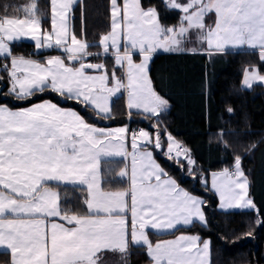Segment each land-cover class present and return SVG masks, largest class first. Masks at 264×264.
<instances>
[{
  "label": "snow or ice",
  "instance_id": "obj_1",
  "mask_svg": "<svg viewBox=\"0 0 264 264\" xmlns=\"http://www.w3.org/2000/svg\"><path fill=\"white\" fill-rule=\"evenodd\" d=\"M77 3L50 0V30L42 28L35 2L22 8L24 18L0 17V58L10 61L0 64L8 76L0 95L22 102L50 90L65 102L110 119L111 98L126 88L129 116L135 109L152 118L169 107L148 75L149 62L160 49L200 51L211 57L247 47L258 50L264 63V0H162L167 11L179 13L176 26L161 24L159 11L143 7L141 0H110L111 30L99 38L98 46L100 54L114 57L127 77L125 84L113 71L110 86L104 65L87 62L89 56L100 54L90 53L83 34L78 37L72 29ZM210 14L215 16L212 25L205 22ZM192 32L204 47H184ZM24 37L34 41L36 49H59L65 57L41 63L14 55L11 44ZM137 53L140 63L133 59ZM88 70L100 74L90 75ZM255 83L264 84V74L256 67L246 69L242 88L250 90ZM165 135L166 149L159 131L96 127L77 111L51 101L18 110L0 105V248L10 250V264H104L108 253L119 254L127 264L130 243L145 246L153 264H211L210 239L190 234L153 244L146 231L209 227L207 201L181 188L153 156L160 150L168 160L187 164L192 175L196 162L190 150L170 133ZM102 156L131 157V170L125 167L118 173L128 177V190L101 188ZM47 181L85 185L88 214L62 209L60 194ZM200 182L208 187L203 175ZM210 188L219 195L220 209L250 211L253 223L264 225V206L258 207L249 195L239 155L232 170L211 174ZM244 235L251 236V230Z\"/></svg>",
  "mask_w": 264,
  "mask_h": 264
},
{
  "label": "trees",
  "instance_id": "obj_2",
  "mask_svg": "<svg viewBox=\"0 0 264 264\" xmlns=\"http://www.w3.org/2000/svg\"><path fill=\"white\" fill-rule=\"evenodd\" d=\"M36 3L37 15L43 28L50 23V0H0V17H25L22 8ZM143 7H155L160 13L161 24L176 26L179 13L166 10L161 0H141ZM110 0H80L75 6L71 26L77 36L87 40L88 51L100 54L99 38L109 30ZM12 52L22 57H47L55 55L53 50L34 53L33 44L27 42L11 45ZM100 60V57H97ZM103 62L109 70L115 69L111 58ZM4 59H0V64ZM257 67L264 74V63L257 52H226L208 57L200 53H161L153 57L149 77L153 88L169 101V109L157 118H145L141 113L126 110L123 96L111 105V118L102 119L93 111L61 100L50 93L28 101L17 102L9 96L0 95V104L10 107H25L44 99L74 108L93 123L108 122L109 126L130 125L154 134L159 131L165 149V133H170L184 148L190 150L195 166L189 175L187 164H177L166 155L155 152L162 168L188 192L207 201L205 210L208 228L195 225L177 232L197 233L211 240V264H264V225L253 223L250 211L222 212L217 209L213 193L200 186L201 175L234 165V157L242 159V168L249 173L250 196L258 207L264 206V88L254 85L250 90L241 88L246 68ZM0 93L8 83V76L0 67ZM231 108L233 111L228 112ZM155 126V127H153ZM255 145L250 149V146ZM124 161L102 160L99 165L101 188L106 191H122L127 188L125 178L118 173ZM60 194V205L79 215H87L84 206L85 189L82 187L48 184ZM207 190V191H204ZM251 230L252 235H244ZM143 247L131 246L127 264H148ZM0 264H10L8 253H0Z\"/></svg>",
  "mask_w": 264,
  "mask_h": 264
},
{
  "label": "rangeland",
  "instance_id": "obj_3",
  "mask_svg": "<svg viewBox=\"0 0 264 264\" xmlns=\"http://www.w3.org/2000/svg\"><path fill=\"white\" fill-rule=\"evenodd\" d=\"M78 1H80V0H78ZM162 1V0H161ZM149 7H151V6H149ZM145 8H148V7H145ZM210 16V15H209ZM24 18V17H23ZM207 20H208V22L210 21V17H206V19H205V22L207 23ZM110 25H111V19H110V22H109V30H108V32H110V30H111V28H110ZM43 28V27H42ZM50 28H51V15H50V23H49V27L48 28H43V29H48V30H50ZM107 32V33H108ZM106 33V34H107ZM197 42L196 41V34H195V32H192V33H190V43L191 42ZM20 42H27V43H30V44H33V46H34V50H35V53H40V52H43V51H49V50H53V51H55L57 54H64L61 50H59V49H36L35 48V44H34V41H32L31 39H29V38H27V37H24V38H21L20 40H17V41H15V42H13L12 44H14V43H20ZM189 42H186L185 43V45H184V47L185 46H189V44H188ZM11 44V45H12ZM100 49H101V47H100ZM122 49H123V43H122ZM230 49V48H229ZM111 51V50H110ZM59 52V53H58ZM101 52H102V49H101ZM161 52H165L164 50H162V49H160V50H158L157 52H155V54H153V56L154 55H156V53L157 54H159V53H161ZM153 56H152V59H153ZM62 58H64L65 57V55H62L61 56ZM97 57H100V60H99V58H97ZM105 56H100V55H97V56H94V57H90L89 58V61H91V59L94 61V62H99V64H103L104 65V67H105V69L107 70V72L109 73V77H110V86H111V73L113 72V71H115L116 72V75H117V77L121 80V81H123L125 84H127V77H126V70L124 69V68H121V67H119V66H117L116 64H115V62H114V58H113V60H112V63H113V65H114V68L115 69H113V70H109L107 67H106V64L103 62V58H104ZM109 57H111V56H109ZM45 58V57H44ZM133 59H134V62H136V63H140L141 62V60H142V57L137 53V54H134V56H133ZM152 59L150 60V62H149V65H148V75H149V68H150V63H151V61H152ZM65 63L66 64H69V63H71V62H69L68 60H66L65 59ZM120 71H119V70ZM88 74H90V75H99L100 73L99 72H96V71H91V72H88ZM150 78V77H149ZM50 93H54V92H52V91H45L44 93H37V95L36 96H34L33 98H36V97H38V96H46L47 94H50ZM54 94H56V93H54ZM119 96H123V99H124V105H125V108H126V110L127 111H129V109L126 107L127 106V101H128V92H127V89L126 88H122L119 92H117L112 98H111V105H112V102L116 99V98H118ZM60 97V96H59ZM60 99L61 100H63V98H61L60 97ZM42 101H51V102H53V103H56L59 107H62V108H65V109H72V110H75V111H77L81 116H83L81 113H80V111H78V110H76V109H74V108H66V107H63V106H61L59 103H57V102H55V101H52V100H49V99H44V100H41V101H39V102H42ZM17 102H21V101H17ZM23 102V101H22ZM39 102H36V103H39ZM110 105V106H111ZM8 106V105H7ZM8 107H10V106H8ZM28 107V106H27ZM11 108V107H10ZM24 108H26V107H24ZM18 109H22V108H18ZM18 109H14V110H18ZM131 111H136L137 112V110H135V109H133V110H131ZM164 113V112H163ZM163 113H161V114H163ZM142 114V113H141ZM93 115H95L96 117H97V115L95 114V112H93ZM142 115H144L145 116V114H142ZM84 117V119L88 122V123H90V124H93L94 126H96V127H104V128H118V127H127L128 128V125H129V122L126 124V125H117V126H109V124H108V122H100L99 121V123L98 124H96V123H93L92 121H90L88 118H86L85 116H83ZM99 117V116H98ZM142 130H144V129H142ZM145 131H147V130H145ZM149 132V131H148ZM150 133V132H149ZM165 140H166V135H165ZM128 151L129 152H131L132 150H131V147H130V142H129V146H128ZM155 152H160V150H155V151H153V156H154V158H155ZM103 159H118V160H123L124 161V168L125 167H127L128 168V170L130 171L131 170V157L129 156L128 158H124V157H104V156H102L101 158H100V162H101V160H103ZM156 159V158H155ZM156 162L159 164V162L157 161V159H156ZM188 166V165H187ZM123 168V169H124ZM232 168V167H231ZM231 168H229V170H231ZM193 169V168H192ZM221 171H223V169H221V170H218V171H213V172H210L208 175H203L204 177H206L207 179H208V187H205V185L204 184H202L201 182H200V179H199V183H200V186L201 187H203V188H205V189H207L208 191H210L211 193H213L214 194V196H215V198H216V200H217V209L219 210V211H222V212H229V211H240L241 209H227V210H222V209H220V207H219V203H220V200H219V195L214 191V190H211V188H210V185H211V174L212 173H219V172H221ZM99 177H100V175H99ZM248 177V176H247ZM123 178H125L126 180H127V182H129V184H130V181H129V179H128V177H123ZM201 178V177H200ZM248 179H249V183H250V178L248 177ZM47 184H60V185H68V186H72V185H80V184H66V183H63V182H58V181H47ZM101 185V184H100ZM81 186H83L85 189H86V191H87V188H86V186L85 185H81ZM181 187V186H180ZM182 188V187H181ZM204 189V191H207V190H205ZM53 190H55V189H53ZM125 190H127V189H125ZM56 191V190H55ZM122 191H124V190H122ZM195 195V194H194ZM249 195H250V193H249ZM196 196H198V195H196ZM200 197V196H199ZM202 198V197H201ZM203 199V198H202ZM57 219V221H60L58 218H56ZM61 223H64L63 221H60ZM65 226H67V227H70L69 225H65ZM187 228H190V227H186V226H178L176 229H173V230H169V231H164V232H158L157 230H154V229H151V228H148L146 231H147V233H148V236H149V239L153 242V244H155V243H158V242H161V241H164V240H174V239H176L177 237H179L180 235H190V234H197V233H188V232H177L176 234H174L176 231H178V230H181V229H187ZM202 238V237H201ZM202 239H209V238H202ZM131 246H134V247H143L144 249H145V252H146V254H147V249H146V247L145 246H142V245H133V244H131L130 243V245H129V250H128V258H129V253H130V249H131ZM112 257H110V258H107L106 259V262H107V264H123V261L121 260V257H120V255L119 254H113L112 253ZM147 257H148V259H149V262H148V264H153V261L151 260V258L148 256V254H147ZM128 258H127V261H128ZM210 262H211V255H210Z\"/></svg>",
  "mask_w": 264,
  "mask_h": 264
},
{
  "label": "crops",
  "instance_id": "obj_4",
  "mask_svg": "<svg viewBox=\"0 0 264 264\" xmlns=\"http://www.w3.org/2000/svg\"><path fill=\"white\" fill-rule=\"evenodd\" d=\"M210 21L208 22V20H207V24H210V25H212V24H214L215 23V16H214V14H210ZM189 43V46H185V48L186 49H191V48H202V47H204L203 45H199L197 42L195 43V42H191L190 43V40L188 41ZM241 51H252V52H257L258 53V50H256V49H250V48H247V47H243V48H235V49H233V48H230V49H227L224 53H226V52H241ZM174 51H165V52H161V53H173ZM179 52H188V53H193V52H191V51H179ZM34 53H35V50H34ZM59 53V52H58ZM102 53V52H101ZM161 53H159V54H161ZM196 53H200V54H204V53H202V52H200V51H197ZM155 54V53H154ZM62 55H65V54H55V55H51V56H47V57H40V58H37V57H24V58H26V59H32V60H35V61H38V62H41V63H46V61H47V59L48 58H50V57H54V56H62ZM156 55H157V53H156ZM205 55V54H204ZM218 55H221V54H218ZM218 55H214V56H218ZM94 56H97V55H92V56H89L88 57V61L87 62H90V63H94V64H99V62L97 63V62H94L92 59H91V61H89V58L90 57H94ZM100 56H105V57H109V56H111V55H102V54H100ZM155 56V55H154ZM153 56V57H154ZM214 56H211V57H214ZM62 58V57H61ZM109 58H111V60H113V56H111V57H109ZM0 59H3V58H0ZM8 63H10V61H8ZM114 66V65H113ZM253 67H250V68H246L247 70H251ZM257 68V67H256ZM245 69V70H246ZM119 70V69H118ZM245 70H244V72H245ZM120 71V70H119ZM88 72H91V71H88ZM244 72H243V74H244ZM242 80H243V76H242ZM242 80H241V84H240V86H241V88H242ZM254 85H260V86H262L263 88H264V84H260V83H255ZM253 85V86H254ZM243 89V88H242ZM244 90H248V89H244ZM0 105H2V104H0ZM30 106V105H29ZM25 107H27V106H25ZM127 107V106H126ZM11 108H13V109H18V108H24V107H11ZM168 109H169V107H168ZM168 109L164 112V113H166L167 111H168ZM136 112V111H135ZM139 113V112H138ZM154 118H157V117H154ZM103 160H108V159H103ZM102 161V160H101ZM233 169V166H232V168H231V170ZM245 174H246V176H248L249 177V173H246L245 172ZM126 180V179H125ZM126 182H127V180H126ZM66 186H68V185H66ZM72 186H75V187H82V188H84L83 186H81V185H72ZM129 187H130V184H129V182H127V190L129 189ZM85 189V188H84ZM85 191H86V189H85ZM249 193H250V183H249ZM87 196V191H86V193H85V197ZM84 197V198H85ZM84 206H85V208H86V205L84 204ZM86 211H87V208H86ZM87 213H88V211H87ZM55 222H57V223H61L60 221H57V219L55 220ZM0 253H8V255H9V259H10V261H11V255H10V250H8V249H4V248H0ZM113 255H112V253H108V254H106V257H105V259H104V264H107V262H106V259L107 258H110V257H112Z\"/></svg>",
  "mask_w": 264,
  "mask_h": 264
},
{
  "label": "built area",
  "instance_id": "obj_5",
  "mask_svg": "<svg viewBox=\"0 0 264 264\" xmlns=\"http://www.w3.org/2000/svg\"><path fill=\"white\" fill-rule=\"evenodd\" d=\"M128 129H129V132H138V131L142 130V128H136L130 124L128 125Z\"/></svg>",
  "mask_w": 264,
  "mask_h": 264
},
{
  "label": "water",
  "instance_id": "obj_6",
  "mask_svg": "<svg viewBox=\"0 0 264 264\" xmlns=\"http://www.w3.org/2000/svg\"><path fill=\"white\" fill-rule=\"evenodd\" d=\"M88 71H94V70H88Z\"/></svg>",
  "mask_w": 264,
  "mask_h": 264
}]
</instances>
